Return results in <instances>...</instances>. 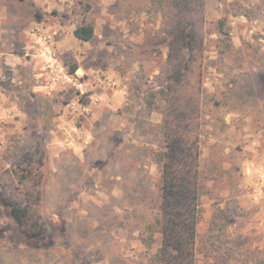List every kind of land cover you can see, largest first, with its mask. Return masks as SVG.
Listing matches in <instances>:
<instances>
[{"label":"rangeland","instance_id":"374dc122","mask_svg":"<svg viewBox=\"0 0 264 264\" xmlns=\"http://www.w3.org/2000/svg\"><path fill=\"white\" fill-rule=\"evenodd\" d=\"M31 1L0 0V264H153L175 111L201 145L199 233L217 214L223 243L201 264H264V0H192L204 42L170 91L181 0ZM35 21L50 36L41 91ZM84 22L91 42L73 34ZM24 156L44 159L34 237L7 204L25 187Z\"/></svg>","mask_w":264,"mask_h":264},{"label":"trees","instance_id":"16d2710c","mask_svg":"<svg viewBox=\"0 0 264 264\" xmlns=\"http://www.w3.org/2000/svg\"><path fill=\"white\" fill-rule=\"evenodd\" d=\"M191 2L192 0L180 1L181 11L173 26L178 49L173 73L168 82L169 91L173 83H179L182 74H186L187 77L193 70L196 55L204 42L201 30L189 14L191 9L188 7ZM224 27L225 21L222 19L219 21V32L229 36ZM74 35L81 41L91 42L95 37V28L90 22H84L74 29ZM76 70L77 67L72 68V72ZM174 75L176 77L173 81ZM183 115L176 114L175 111L170 126H165L166 145L160 154V161L163 162L162 200L160 217L157 219V230L162 235V241L161 246L152 256L153 264H201L199 256L204 254L205 249L222 243L221 235L217 233L219 228L217 214L214 215L208 232L203 235L199 233L204 193L200 168L202 152L199 139L191 137ZM24 157V160L18 163V167L25 171L22 176L25 187H19L20 198L5 202L18 223L24 227L30 237H34L43 229L40 188L43 174L40 168L44 165V159L34 161L33 156ZM24 162L27 163L22 167ZM27 176L33 180L30 187L27 184ZM151 240L152 237L148 239L147 244Z\"/></svg>","mask_w":264,"mask_h":264},{"label":"crops","instance_id":"0c3cea01","mask_svg":"<svg viewBox=\"0 0 264 264\" xmlns=\"http://www.w3.org/2000/svg\"><path fill=\"white\" fill-rule=\"evenodd\" d=\"M23 1L25 2L26 0H23ZM23 1L20 0V2H23ZM31 2H35V5H36V2H39V1L32 0ZM1 3H0V8L3 9L4 4L1 5ZM2 11L5 12L6 10H2ZM5 13H4V15H5ZM8 23L11 24L12 28L15 27L14 30H16L18 27H20V28L23 27V26H14L15 24L18 23L16 20H14L13 24L10 21ZM35 24H36L35 27L32 24L29 27V30H31V32H30V36H31L30 44H31V46L34 49L33 53H35L34 55L36 56V58L33 57V59H32L33 62H36V60L39 59V65H38V67H36L38 69L35 70V73H36L35 76H37L39 78L37 80V82H39V84L35 85V87H36L35 90L36 91H41L45 87L44 77L46 79L47 78V74H48L47 70L43 71V67H44V69H46L45 68L46 67L45 66L46 65L45 60L47 58L46 57V51H47V49H46V47H47V45H46V37H47L48 27H47V25L46 26L43 25V24H46L43 21H35ZM14 30H13V32H14ZM73 34H74V31H73ZM3 44H7V43L3 41ZM12 45H14V43ZM10 47L11 46L9 45V48ZM5 54H6L5 51H0V58L5 56ZM8 58H11V57H8ZM0 106H1V104H0Z\"/></svg>","mask_w":264,"mask_h":264},{"label":"built area","instance_id":"2783aa9c","mask_svg":"<svg viewBox=\"0 0 264 264\" xmlns=\"http://www.w3.org/2000/svg\"><path fill=\"white\" fill-rule=\"evenodd\" d=\"M49 39H50V36H47L46 37V44L49 42ZM47 49H48V47H47ZM77 86L79 89H81V92H83V84L78 82Z\"/></svg>","mask_w":264,"mask_h":264}]
</instances>
